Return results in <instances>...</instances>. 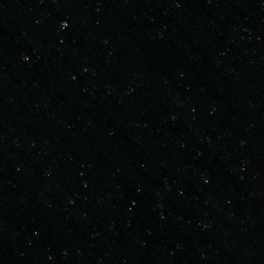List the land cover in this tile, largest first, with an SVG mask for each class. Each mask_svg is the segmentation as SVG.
Here are the masks:
<instances>
[{"label":"water","instance_id":"obj_1","mask_svg":"<svg viewBox=\"0 0 264 264\" xmlns=\"http://www.w3.org/2000/svg\"><path fill=\"white\" fill-rule=\"evenodd\" d=\"M0 264H264V0H0Z\"/></svg>","mask_w":264,"mask_h":264}]
</instances>
